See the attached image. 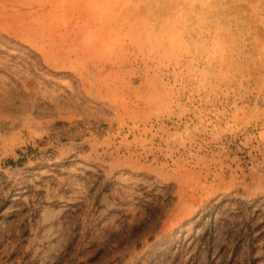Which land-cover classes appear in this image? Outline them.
<instances>
[{
  "label": "rangeland",
  "instance_id": "1",
  "mask_svg": "<svg viewBox=\"0 0 264 264\" xmlns=\"http://www.w3.org/2000/svg\"><path fill=\"white\" fill-rule=\"evenodd\" d=\"M0 264H264V0H0Z\"/></svg>",
  "mask_w": 264,
  "mask_h": 264
}]
</instances>
